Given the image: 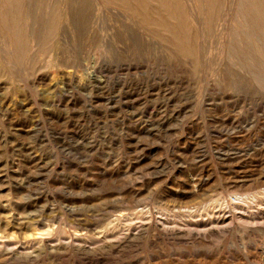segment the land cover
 Here are the masks:
<instances>
[{"label":"rangeland","instance_id":"1","mask_svg":"<svg viewBox=\"0 0 264 264\" xmlns=\"http://www.w3.org/2000/svg\"><path fill=\"white\" fill-rule=\"evenodd\" d=\"M0 264H264V0H0Z\"/></svg>","mask_w":264,"mask_h":264}]
</instances>
